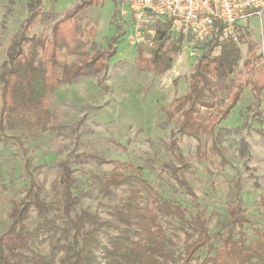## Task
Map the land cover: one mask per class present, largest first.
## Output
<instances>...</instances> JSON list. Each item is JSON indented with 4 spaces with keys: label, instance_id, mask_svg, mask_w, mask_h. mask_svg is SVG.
<instances>
[{
    "label": "rangeland",
    "instance_id": "1",
    "mask_svg": "<svg viewBox=\"0 0 264 264\" xmlns=\"http://www.w3.org/2000/svg\"><path fill=\"white\" fill-rule=\"evenodd\" d=\"M80 1L41 0L35 6L32 0H0V72L14 41L22 35L48 36L52 23ZM36 10L40 14L25 30L26 20ZM77 19L82 27L96 30L89 54L105 48L116 36L115 54L105 75L77 79L49 94L52 122L48 131L0 132V236L11 224L13 210L27 201V188L33 185L51 209L38 213L31 208L24 230L34 231L43 220H51L59 230L45 234L37 230L31 249L48 255L51 244L59 241L70 252H58L54 264H65L66 256L81 246V239L73 237L72 226L86 212L102 225L96 235L93 264H105L102 249L123 228L114 223L113 214L129 189L106 191L103 186L115 163L123 162L140 172L147 187L185 207L187 217L203 212L211 246H219L226 235L236 238L239 228L227 218V210L235 205L245 212L247 224L241 230L246 243L251 241L253 230L264 227V91L259 97L254 95L251 71L243 64L251 59L252 68L257 67V57L264 53V10L237 25L240 61L227 80L212 86L214 108L201 110L197 116V122L207 129L195 138L179 135V106L198 58L218 53L213 42L198 45L172 34V42L181 39V48L170 69L164 73L139 71L137 55L148 57L151 48L147 32L162 21L149 20L137 43L123 1L103 0ZM236 90H240L239 101L229 115L208 124ZM64 164L72 172V191L78 198L68 215L62 211L58 185ZM161 220L166 228L163 251L173 256L163 264H200L213 254L205 247L184 261V250L196 234L176 219Z\"/></svg>",
    "mask_w": 264,
    "mask_h": 264
},
{
    "label": "trees",
    "instance_id": "2",
    "mask_svg": "<svg viewBox=\"0 0 264 264\" xmlns=\"http://www.w3.org/2000/svg\"><path fill=\"white\" fill-rule=\"evenodd\" d=\"M40 2L32 0L35 6ZM102 4L103 0H81L69 14L52 23L48 36L22 35L9 46L8 60L0 72V132L45 133L52 122L47 103L54 89L80 78L103 76L108 72L117 37H112L105 48L89 54V48H94L92 39L96 37V30L82 27L77 19L87 9ZM39 14V10L32 12L25 22V30ZM170 26L167 21L154 28L149 56L137 55L135 64L139 71L164 73L170 69L173 57L181 48L180 38L171 41ZM209 42H213L218 53L200 56L189 75L188 91L179 106L180 136L195 138L201 130L207 129L196 118L201 110L214 108L210 101L214 95L212 86L227 80L240 61V49L235 41L221 38L218 32ZM66 59L74 60L67 62ZM257 61L255 68L251 66V59L243 65L250 69V85L254 95L259 97L264 91V53L257 57ZM100 85L103 87L102 82ZM239 96L240 90L233 92L225 108L210 116L208 124L224 120L236 106ZM71 173L64 164L58 178L62 211L66 215L78 203L72 191ZM121 187L128 188L129 194L120 206H116L113 220L123 228L118 235L111 236L108 245L102 249L105 264H163L172 261L173 256L163 251L166 228L161 218L166 217L188 225L196 234L194 241L184 250V261H189L207 247L213 254H208L200 264H264V227L254 229V238L246 243L241 228L247 224V219L241 206L235 205L227 210V218L239 228L236 238L226 235L220 238L219 246L213 247L203 212L198 210L187 217L185 207L147 187L139 171L127 163L116 162L103 188L110 191ZM31 208L38 213H47L51 209V205L39 198L33 185L27 188V201L13 210L12 222L0 236V264H54L58 252H70V247L59 241L51 244L48 255L31 249L37 230L42 234L59 230L51 220H43L34 231H25L23 222ZM101 227L96 217L86 212L75 219L73 237L81 239V246L71 256H66L65 264L94 263V251L98 248L96 235Z\"/></svg>",
    "mask_w": 264,
    "mask_h": 264
},
{
    "label": "built area",
    "instance_id": "3",
    "mask_svg": "<svg viewBox=\"0 0 264 264\" xmlns=\"http://www.w3.org/2000/svg\"><path fill=\"white\" fill-rule=\"evenodd\" d=\"M133 22L135 42L152 18L171 23V35L189 38L202 45L219 32L221 38L236 41V26L264 10V0H119ZM150 47L154 29L148 32Z\"/></svg>",
    "mask_w": 264,
    "mask_h": 264
}]
</instances>
